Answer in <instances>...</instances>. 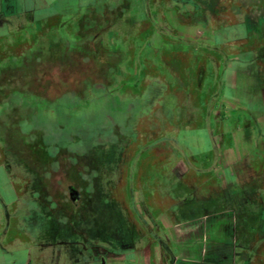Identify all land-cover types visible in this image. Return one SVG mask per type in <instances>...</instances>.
I'll use <instances>...</instances> for the list:
<instances>
[{
  "label": "rangeland",
  "instance_id": "rangeland-1",
  "mask_svg": "<svg viewBox=\"0 0 264 264\" xmlns=\"http://www.w3.org/2000/svg\"><path fill=\"white\" fill-rule=\"evenodd\" d=\"M210 2L0 0V66L25 55L61 73L54 91L40 99L26 97L15 109L21 129L38 134L46 151L33 149L36 166L15 162L14 154L4 156L0 148V199L10 202L12 194L19 199V210L28 216L23 222L28 237L46 233L50 201L60 200L68 186L88 195V182L80 176L85 169L94 170L93 189L99 183L109 209L123 218L124 224L108 230V240L132 244L126 251L101 246L106 264H136V259L139 264H210L212 248L230 240L221 229L231 212L220 208L223 194L230 192L227 205L236 208V216L260 209L264 39L251 37L254 30L240 24L246 18L263 23L264 0ZM114 5L116 23L102 37L111 35L124 48L119 71L111 74L108 65L118 60L113 57L95 69L94 77L84 67L74 80L67 79L76 71L53 59L87 51L92 37L77 31L79 21L88 8L100 12ZM131 70L142 75L139 83H131ZM78 80V89L65 84ZM26 137L36 148V136ZM34 175L36 192L44 185L52 188L46 211L31 197ZM195 217L207 218L208 226L200 228ZM76 243L84 249L83 238ZM73 249L79 252L76 245ZM73 261L60 258L61 264H78Z\"/></svg>",
  "mask_w": 264,
  "mask_h": 264
},
{
  "label": "trees",
  "instance_id": "trees-1",
  "mask_svg": "<svg viewBox=\"0 0 264 264\" xmlns=\"http://www.w3.org/2000/svg\"><path fill=\"white\" fill-rule=\"evenodd\" d=\"M210 3V0H207V5ZM93 16H95L94 19L92 18ZM117 17V6L115 5L111 7L105 6L100 12L88 8L85 16L79 21L77 29V31H83L88 34L87 36L91 35L92 37V39H87V42L91 43L88 45L87 51L65 52L59 58L53 59L60 60L61 65H68L73 68L68 71H76L74 73H69L70 75L68 76L66 74L67 79L74 80L75 76H79L78 71L80 68L84 67H90L88 68L90 69L88 73L94 77L93 75L97 73L95 69L107 64L108 61L111 60L110 58L113 57L118 60L113 61L112 64L110 63L108 67L114 69L111 73L113 77L116 75L115 71H119L117 66L121 63V54L124 48L117 41H113L111 35H109V38L106 40L102 37V34L113 28ZM257 20L259 19L256 18V22L254 23L251 21V18H246L240 26L242 29L245 28L246 30L251 27V29L254 30V34L251 37H261L259 39L263 40L264 22L260 23ZM260 28H262V31ZM261 51L264 54V46ZM68 71H64L62 74ZM137 73L138 71H130V74L134 77L131 83H134V81L140 82L142 75H138ZM119 74L121 73L119 72ZM260 74L262 75V73ZM60 75L61 73L57 70H48L45 68L43 60L40 58H28L25 55L22 56L20 60H14L0 66V101L3 100L2 103H0V119L6 118L4 117L5 115L10 116V119L0 120V148L4 156L14 154L15 162L22 160L27 165L35 167L36 163L31 158L33 149L46 152L40 144L41 140L38 134H35L32 130L27 132L21 129L20 124H22V121L15 115V109L24 103L26 97L40 99L48 92L54 91L57 88ZM72 76L73 78H71ZM79 80L78 82L72 81L70 83L65 81V84L70 90H73L74 87L72 88V86H78L80 84ZM77 86L75 89H78ZM117 87L119 88V86ZM110 88L111 86L107 89L108 94L114 96ZM26 135L30 137L31 140L36 136V139L33 141L36 143L35 146L37 149L34 146H32L33 148L29 146L32 141L28 142ZM228 137L229 139L232 138L230 134H228ZM262 144L263 150L261 149L257 154L260 161H264V143ZM49 155L54 156L51 154ZM77 157H83V155H77L75 158ZM68 161L71 163L73 162L69 159ZM203 161L209 162L208 156H205ZM74 163H77V159ZM94 173V170L88 172V170L85 169V172L80 174L81 179L88 182L87 196L81 194L75 187L68 186L65 194L62 195L60 200L57 198L55 201H50V205L53 208L50 212H47L48 214L46 218H44L46 220V233L42 235V238L40 236L29 237L33 245L39 244L45 247V251L48 253L46 254L47 259L52 258L54 255L56 258H63V260H74L78 264H105L107 252H103L101 246L108 247L107 251H117L119 248L123 249L130 245L129 242L127 243L122 239H120L118 243H112L108 240V230L117 223L121 225L124 224V222L120 214L117 215L113 209H109L111 205L106 201L103 192L100 190V184H95L93 189L92 181L96 179L94 178ZM36 179L37 177L34 175L32 178L33 185L31 197L35 199L34 201L37 208L46 211L50 203L49 200L47 201L46 196H50L49 193H51L52 188H48L44 185L40 188V192H36L38 188ZM39 181L40 184H43L42 180ZM261 188V190L264 191V181L261 183ZM231 193L233 192L231 191ZM243 193L247 192L244 190ZM229 195L230 192L223 194L220 208L228 211L231 210L232 212L229 211L230 219L228 223L226 222L227 225L223 224L225 223L224 221L221 224L223 233L228 236L230 240L223 243L220 242L216 248H212L214 254L210 258H207V262L210 264H258L259 259L264 261V245H261V243L264 242V201L259 205V210L249 208L248 213L241 217L236 216V208L233 209L232 207H228V198L231 197H227ZM14 204H16L15 207L19 206L17 199ZM216 205L217 204H213L214 207H216ZM194 206L196 205L194 204ZM213 206L210 205V208H213ZM37 208L36 210L38 211ZM24 218L26 220L28 216ZM195 219L199 221L200 228H206L208 226L207 218L195 217ZM190 220L191 219H188L187 221ZM16 222L17 220L15 223ZM34 225L35 223L30 224L29 231L34 229ZM77 238H83V248L85 252L83 251L84 249L77 246ZM43 239H45V241H43ZM71 245H76L79 252H76L74 249L73 253L71 250L69 251ZM64 246L67 249V253L58 255V253H55L53 250L58 247L64 248ZM90 251L94 252L93 256L90 255ZM121 251H126V248Z\"/></svg>",
  "mask_w": 264,
  "mask_h": 264
},
{
  "label": "crops",
  "instance_id": "crops-1",
  "mask_svg": "<svg viewBox=\"0 0 264 264\" xmlns=\"http://www.w3.org/2000/svg\"><path fill=\"white\" fill-rule=\"evenodd\" d=\"M12 196L10 202L0 199V264H61L60 258L54 255L46 258L44 246L30 242L23 226V211L14 206V200L19 202V199Z\"/></svg>",
  "mask_w": 264,
  "mask_h": 264
},
{
  "label": "flooded vegetation",
  "instance_id": "flooded-vegetation-1",
  "mask_svg": "<svg viewBox=\"0 0 264 264\" xmlns=\"http://www.w3.org/2000/svg\"><path fill=\"white\" fill-rule=\"evenodd\" d=\"M151 233H152V232H151ZM151 233H150V234H151ZM130 245L132 246V244H130ZM130 245H129V246H130ZM129 246H128V247H129ZM141 251H142V250H141ZM108 252H109V251H108ZM138 260H139V259H136V264H139L138 262H140V261H138ZM125 261H126L125 264H131V261H130V260H128V261L125 260ZM105 264H106V261H105Z\"/></svg>",
  "mask_w": 264,
  "mask_h": 264
}]
</instances>
